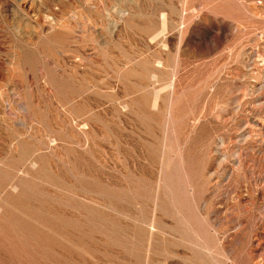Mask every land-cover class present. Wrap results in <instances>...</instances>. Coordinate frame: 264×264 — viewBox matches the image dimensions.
<instances>
[{"label": "rangeland", "instance_id": "rangeland-1", "mask_svg": "<svg viewBox=\"0 0 264 264\" xmlns=\"http://www.w3.org/2000/svg\"><path fill=\"white\" fill-rule=\"evenodd\" d=\"M0 264H264V0H0Z\"/></svg>", "mask_w": 264, "mask_h": 264}]
</instances>
